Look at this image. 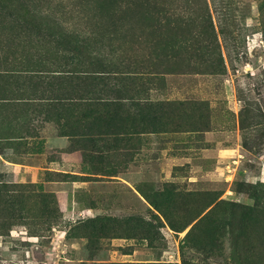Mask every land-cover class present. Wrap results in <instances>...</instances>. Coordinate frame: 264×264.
I'll return each mask as SVG.
<instances>
[{"label": "rangeland", "instance_id": "obj_1", "mask_svg": "<svg viewBox=\"0 0 264 264\" xmlns=\"http://www.w3.org/2000/svg\"><path fill=\"white\" fill-rule=\"evenodd\" d=\"M0 264H264V0H0Z\"/></svg>", "mask_w": 264, "mask_h": 264}]
</instances>
